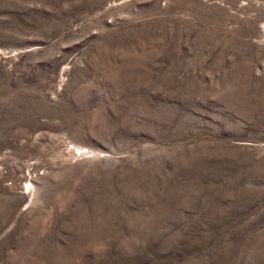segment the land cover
Segmentation results:
<instances>
[{
    "label": "rangeland",
    "instance_id": "obj_1",
    "mask_svg": "<svg viewBox=\"0 0 264 264\" xmlns=\"http://www.w3.org/2000/svg\"><path fill=\"white\" fill-rule=\"evenodd\" d=\"M0 264H264V0H0Z\"/></svg>",
    "mask_w": 264,
    "mask_h": 264
}]
</instances>
